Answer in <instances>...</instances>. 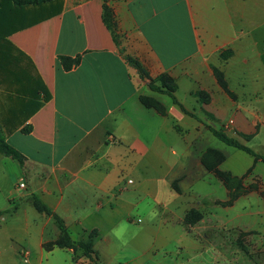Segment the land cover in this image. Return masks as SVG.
Here are the masks:
<instances>
[{"label": "crops", "instance_id": "1", "mask_svg": "<svg viewBox=\"0 0 264 264\" xmlns=\"http://www.w3.org/2000/svg\"><path fill=\"white\" fill-rule=\"evenodd\" d=\"M103 2L0 0V21L18 25L1 40L26 56L39 84L34 100L0 81V128L24 156L0 205H16L0 216V264H94L81 249L45 245L59 229L31 194L63 218L72 239L97 230L96 264H142L148 232L161 247L174 238L176 253L212 247L216 259L219 216L221 226L263 239L264 0H106L119 43L102 19ZM59 54L80 60L65 69ZM126 54L150 76L169 73L178 102L150 89ZM142 94L158 98L165 113L146 106ZM211 127L263 158L225 143ZM208 147L224 152L223 170L242 176L252 168L244 179L257 189L222 205L228 189L201 161ZM3 155L1 176L11 157ZM190 208L203 212L194 223L185 221ZM131 226L145 233V243L123 237ZM171 259L159 263L189 262Z\"/></svg>", "mask_w": 264, "mask_h": 264}, {"label": "trees", "instance_id": "2", "mask_svg": "<svg viewBox=\"0 0 264 264\" xmlns=\"http://www.w3.org/2000/svg\"><path fill=\"white\" fill-rule=\"evenodd\" d=\"M30 1H39V0H15L17 3L22 2H30ZM102 19L107 27L110 29L112 36L116 43H119L116 38V24L111 12V8L109 7L106 0L103 2L102 6ZM22 25V24H20ZM18 27L17 24L6 23L0 21V81H6L10 89H12V93L25 95L23 92L31 90L35 84H37L36 79L30 72V61L27 60L26 56L20 54L19 52H14V48L11 45L6 44L1 40L3 37V33L8 31L9 28ZM3 32V33H2ZM222 55H225L223 53ZM127 61L133 65L138 75L142 79H148V87L157 92H163L170 95L174 102H178L177 98L174 94L176 89V82L174 78L167 72H162L156 76H150L146 68L142 65V63L137 59V57L126 54L125 55ZM58 59L60 60L62 66L65 69H70L72 66L77 64L80 60V55L76 54L75 56L59 54ZM214 72L223 85H225L223 73L219 68L215 67ZM39 88L36 89V94L38 93ZM200 97L204 94L202 91L197 92ZM140 100L146 105L154 107L160 113H165L166 108L162 104V102L150 95H140ZM204 101L206 99H203ZM37 103V102H35ZM30 125H24L22 127L23 130H28ZM214 135H216L219 139L224 141L225 143L240 148L251 155L254 156L255 159L263 158V156L252 149L245 143H242L238 138L229 135L225 132L224 128H210ZM243 137L249 138L251 134H242ZM0 152L6 155L15 158L20 166H24V156L23 154L10 142L7 141L5 134L0 128ZM225 159V154L220 149L214 147H208L201 155L202 163L222 181V183L229 189V200L228 203L232 202V200L240 193L244 192L246 188L243 185L242 179L245 174L242 176H238L232 174L228 170H223L219 167V164ZM250 169V168H249ZM248 169V170H249ZM32 195V203L35 208L39 211L45 212L52 216L54 219L58 229L59 234L58 237L50 242H47L45 245L50 246L52 244H56L59 246H67L75 249H81L82 253L89 257L91 260H94V264H96V253L93 247L94 238L97 236L98 232L96 229H91L87 232L84 237H81L78 240L72 239L67 225L64 222L63 218L52 210L48 204L42 201L36 194ZM226 202V203H227ZM16 205L11 204L5 208H0V216L9 213L15 209ZM201 213L196 208H190L185 215V221L193 222L194 219H199Z\"/></svg>", "mask_w": 264, "mask_h": 264}, {"label": "rangeland", "instance_id": "3", "mask_svg": "<svg viewBox=\"0 0 264 264\" xmlns=\"http://www.w3.org/2000/svg\"><path fill=\"white\" fill-rule=\"evenodd\" d=\"M175 1V0H171ZM176 8V7H175ZM3 33V32H2ZM4 34V33H3ZM39 84H35L34 87L31 90H28L26 92H23V94L31 96L32 99H37L36 89ZM167 96V95H166ZM229 135H231L229 133ZM6 156V155H3ZM8 162L3 163V174L1 176L0 174V205H4L6 203L5 195L9 191V189H12L15 184V180L17 181V175H13V172H17L18 168L20 167L18 161L12 157H7ZM252 168H250L246 173V175H250ZM242 183L246 190L244 192L238 194L232 202L240 195L247 193L251 190L257 189V183L255 182H249V180L242 179ZM17 186V185H16ZM261 194L264 196V193L260 191ZM219 195V194H218ZM229 200V189H228V197L226 200H221V204H231L232 202L228 203ZM205 202V205L208 208V203L210 202L208 198H204L202 200ZM227 202V203H226ZM212 209V208H211ZM200 211V210H199ZM217 212L218 215H224L223 208L218 205L217 206ZM201 216L199 219L203 216V212L200 211ZM186 220V219H185ZM198 219H194L193 222L186 221L188 223H194ZM217 222H219L216 230V259L212 258L214 255L213 248L207 247L203 252H192L189 251V253L186 252H175L174 244V238L171 239L170 243L166 247H161L157 245V242L152 240V237H150L148 232V251L144 253L141 257V259H144V262L142 264H160L159 262H167L169 260H172L171 258H187L188 263L186 261V264H192L193 262L197 264H264V238L260 237L258 234H256L255 231L251 230H242L241 228H236L232 225L229 226H221L220 222L223 223V220H221V216L218 217ZM131 229V230H130ZM129 230L127 231H121V234L123 237L129 241L132 237L133 239L136 237L137 241L145 243L146 240L144 238L145 233L140 232L138 230L137 226H131ZM136 229V232L133 230ZM204 232V238L205 240L209 239L208 232ZM202 233V232H201ZM194 234H198L195 232ZM212 238V236H211ZM216 256V255H215ZM120 261H123L121 259ZM5 264V263H3ZM126 264H132L131 262Z\"/></svg>", "mask_w": 264, "mask_h": 264}, {"label": "built area", "instance_id": "4", "mask_svg": "<svg viewBox=\"0 0 264 264\" xmlns=\"http://www.w3.org/2000/svg\"><path fill=\"white\" fill-rule=\"evenodd\" d=\"M20 186H23L24 185V183L23 182H20V184H19ZM27 250H24V252H23V255H22V257L24 258V260H26V254H27Z\"/></svg>", "mask_w": 264, "mask_h": 264}]
</instances>
